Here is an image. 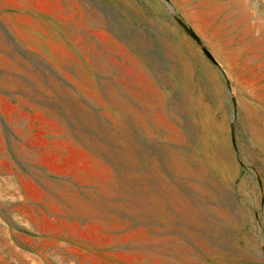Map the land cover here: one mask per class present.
<instances>
[{
    "label": "rangeland",
    "instance_id": "obj_1",
    "mask_svg": "<svg viewBox=\"0 0 264 264\" xmlns=\"http://www.w3.org/2000/svg\"><path fill=\"white\" fill-rule=\"evenodd\" d=\"M0 264H264V0H0Z\"/></svg>",
    "mask_w": 264,
    "mask_h": 264
}]
</instances>
